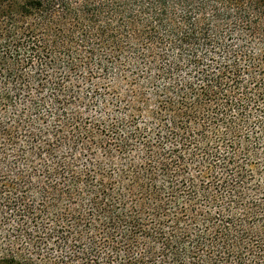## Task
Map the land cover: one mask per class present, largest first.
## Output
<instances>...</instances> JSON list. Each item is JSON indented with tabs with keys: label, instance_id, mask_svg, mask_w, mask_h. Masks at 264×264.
Masks as SVG:
<instances>
[{
	"label": "trees",
	"instance_id": "16d2710c",
	"mask_svg": "<svg viewBox=\"0 0 264 264\" xmlns=\"http://www.w3.org/2000/svg\"><path fill=\"white\" fill-rule=\"evenodd\" d=\"M0 264H264V0H0Z\"/></svg>",
	"mask_w": 264,
	"mask_h": 264
}]
</instances>
